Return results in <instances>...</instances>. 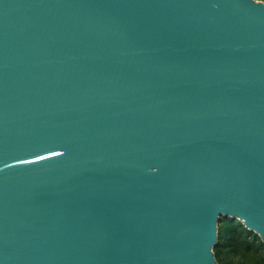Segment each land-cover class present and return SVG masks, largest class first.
Returning a JSON list of instances; mask_svg holds the SVG:
<instances>
[{
    "label": "water",
    "instance_id": "1",
    "mask_svg": "<svg viewBox=\"0 0 264 264\" xmlns=\"http://www.w3.org/2000/svg\"><path fill=\"white\" fill-rule=\"evenodd\" d=\"M264 241L263 0H0V264H219Z\"/></svg>",
    "mask_w": 264,
    "mask_h": 264
},
{
    "label": "trees",
    "instance_id": "2",
    "mask_svg": "<svg viewBox=\"0 0 264 264\" xmlns=\"http://www.w3.org/2000/svg\"><path fill=\"white\" fill-rule=\"evenodd\" d=\"M214 252L219 264H264V241L237 218H220Z\"/></svg>",
    "mask_w": 264,
    "mask_h": 264
}]
</instances>
